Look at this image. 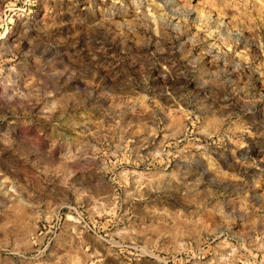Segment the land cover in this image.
Segmentation results:
<instances>
[{"label":"rangeland","instance_id":"374dc122","mask_svg":"<svg viewBox=\"0 0 264 264\" xmlns=\"http://www.w3.org/2000/svg\"><path fill=\"white\" fill-rule=\"evenodd\" d=\"M264 0H0V264H264Z\"/></svg>","mask_w":264,"mask_h":264},{"label":"clouds","instance_id":"9594fccd","mask_svg":"<svg viewBox=\"0 0 264 264\" xmlns=\"http://www.w3.org/2000/svg\"><path fill=\"white\" fill-rule=\"evenodd\" d=\"M262 14H264V13H262Z\"/></svg>","mask_w":264,"mask_h":264}]
</instances>
